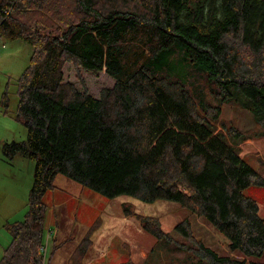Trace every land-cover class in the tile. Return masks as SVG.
Instances as JSON below:
<instances>
[{
	"label": "trees",
	"instance_id": "obj_1",
	"mask_svg": "<svg viewBox=\"0 0 264 264\" xmlns=\"http://www.w3.org/2000/svg\"><path fill=\"white\" fill-rule=\"evenodd\" d=\"M0 39L32 49L16 82L27 137L1 153L34 163L27 212L7 225L0 264H45L43 199L57 176L109 199L177 203L242 257L206 247L188 218L165 233L122 204L155 240L142 264H264V218L244 194L264 189V162L256 171L239 146L264 138V0H0ZM65 64L114 85L95 98L64 81ZM223 105L250 112L254 129L221 120ZM96 230L69 264H82Z\"/></svg>",
	"mask_w": 264,
	"mask_h": 264
},
{
	"label": "rangeland",
	"instance_id": "obj_2",
	"mask_svg": "<svg viewBox=\"0 0 264 264\" xmlns=\"http://www.w3.org/2000/svg\"><path fill=\"white\" fill-rule=\"evenodd\" d=\"M31 54V47L21 40L0 39V258L11 241L6 227L23 221L33 181L32 161L15 156L9 162L1 153L4 144L24 142L27 137L25 127L15 121L18 105L16 82L27 67ZM171 60L176 71L179 70L176 60ZM63 77L65 82L74 84L79 90L84 86L95 98L103 89H110L114 85V80L104 72L86 73L71 64L64 65ZM220 119L234 123L241 132L251 131L255 127L250 112L231 105L222 106ZM239 146L245 162L258 171L261 162H264V138L254 137ZM54 185L56 189L47 192L43 199L47 207L43 223L45 264L52 257L51 264H69V257L92 226L97 230L82 264L144 263L155 240L137 220L124 215L122 204L132 206L137 216L157 219L165 233H171L179 222L188 218L193 235L206 247L219 256L242 258L228 252L227 240L204 219L189 214L177 203L158 200L147 204L128 196L109 199L62 176L56 177ZM244 194L256 200L259 215L264 218V189L252 187ZM53 246L57 247L54 254ZM159 254L163 256L165 252ZM176 256L181 257V254Z\"/></svg>",
	"mask_w": 264,
	"mask_h": 264
},
{
	"label": "built area",
	"instance_id": "obj_3",
	"mask_svg": "<svg viewBox=\"0 0 264 264\" xmlns=\"http://www.w3.org/2000/svg\"><path fill=\"white\" fill-rule=\"evenodd\" d=\"M39 252L43 255V262H45V255H46V244L40 247Z\"/></svg>",
	"mask_w": 264,
	"mask_h": 264
},
{
	"label": "crops",
	"instance_id": "obj_4",
	"mask_svg": "<svg viewBox=\"0 0 264 264\" xmlns=\"http://www.w3.org/2000/svg\"><path fill=\"white\" fill-rule=\"evenodd\" d=\"M9 223V222H8ZM50 241V239L48 238L47 239V242H49ZM55 241V239H53V242ZM54 246H55V243H54ZM54 246H53V248H54Z\"/></svg>",
	"mask_w": 264,
	"mask_h": 264
}]
</instances>
